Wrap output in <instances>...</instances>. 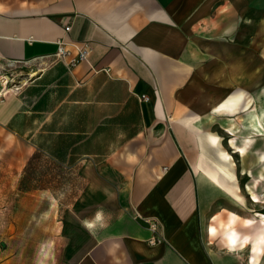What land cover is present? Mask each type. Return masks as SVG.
Wrapping results in <instances>:
<instances>
[{
	"label": "crops",
	"instance_id": "crops-1",
	"mask_svg": "<svg viewBox=\"0 0 264 264\" xmlns=\"http://www.w3.org/2000/svg\"><path fill=\"white\" fill-rule=\"evenodd\" d=\"M5 66L20 81L0 96V157L75 177L70 264H259L264 0H0ZM212 124L239 126L250 179L203 169Z\"/></svg>",
	"mask_w": 264,
	"mask_h": 264
},
{
	"label": "rangeland",
	"instance_id": "rangeland-1",
	"mask_svg": "<svg viewBox=\"0 0 264 264\" xmlns=\"http://www.w3.org/2000/svg\"><path fill=\"white\" fill-rule=\"evenodd\" d=\"M18 81L20 76L14 67H0V96ZM233 127L218 124L201 126L202 131L214 137L205 146L203 169L206 172L221 170V176L235 170L237 181L243 183L250 178L241 175L238 169L248 165V159L239 158L230 145V138L242 136L239 126H236L237 130ZM8 160V157H0V264L72 263L76 238L70 231L65 233L67 221L62 216L70 210L74 192H78L73 188L75 177L71 173L66 174L64 183H58L56 165L40 154H35L22 172H15ZM216 219L214 217L211 222L217 223ZM206 221L211 223L210 217ZM18 231L24 235H19ZM40 232H43L42 236L31 235ZM258 263L263 264L264 257L258 259Z\"/></svg>",
	"mask_w": 264,
	"mask_h": 264
},
{
	"label": "built area",
	"instance_id": "built-area-1",
	"mask_svg": "<svg viewBox=\"0 0 264 264\" xmlns=\"http://www.w3.org/2000/svg\"><path fill=\"white\" fill-rule=\"evenodd\" d=\"M88 53H89V47L87 45L79 47L76 56L70 59V64L74 65L81 60H85L87 58ZM56 55L61 59L69 55V51L64 47V43L62 41H58ZM144 222L146 223L148 229L151 231V235L148 238L147 242L149 244H156L160 242V238L158 237L157 234L158 231L157 222L153 219H148V218H144Z\"/></svg>",
	"mask_w": 264,
	"mask_h": 264
}]
</instances>
